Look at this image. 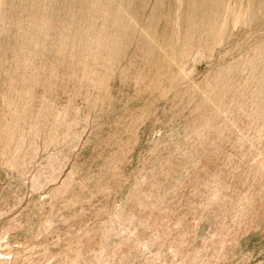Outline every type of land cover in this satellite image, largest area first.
I'll use <instances>...</instances> for the list:
<instances>
[{
    "label": "rangeland",
    "instance_id": "obj_1",
    "mask_svg": "<svg viewBox=\"0 0 264 264\" xmlns=\"http://www.w3.org/2000/svg\"><path fill=\"white\" fill-rule=\"evenodd\" d=\"M0 264H264V0H0Z\"/></svg>",
    "mask_w": 264,
    "mask_h": 264
}]
</instances>
